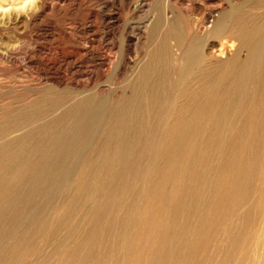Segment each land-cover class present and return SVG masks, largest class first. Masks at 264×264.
Listing matches in <instances>:
<instances>
[{"label":"bare ground","instance_id":"obj_1","mask_svg":"<svg viewBox=\"0 0 264 264\" xmlns=\"http://www.w3.org/2000/svg\"><path fill=\"white\" fill-rule=\"evenodd\" d=\"M28 1L0 0V27L23 23L45 8L46 0H35L27 12L19 11ZM98 1L102 16L119 23L124 19L117 11L132 0ZM168 2L170 12L158 20L160 56L171 68L172 86L187 84V90L176 92L165 112L167 103L160 99L144 105L141 100L142 116L150 119L132 118L147 129H164L151 135L145 128L108 129L109 138L103 144L97 139L100 145L54 195L51 208L45 180L38 228L26 226L22 249L12 247L9 264H264V0ZM148 6L150 0H136L130 9L137 13ZM129 21L122 54L104 55L102 66L133 80L146 64L142 54L158 22ZM88 27L94 31L93 24ZM83 40V48L94 41ZM82 70L75 69L76 77L89 83L90 70ZM129 111L125 106V121Z\"/></svg>","mask_w":264,"mask_h":264},{"label":"rangeland","instance_id":"obj_2","mask_svg":"<svg viewBox=\"0 0 264 264\" xmlns=\"http://www.w3.org/2000/svg\"><path fill=\"white\" fill-rule=\"evenodd\" d=\"M51 1L46 0L47 5L45 4V8L30 15L32 17H26L27 20H23V23L0 27V264H9L12 259L10 257L12 253L9 256V252H12L14 248L22 249L28 224L38 228L43 210L40 203L44 205V202H46L42 196L45 180L48 187L47 202L51 208L53 206L51 204H55L54 200H57L58 195L61 194L62 188L68 187L72 176H74L73 174L92 157L96 144H103V141L109 138L108 134L111 131L118 133V129L120 130L122 127L131 128L134 131L136 128H145L148 131L147 134L150 133L151 135L155 130L164 129H147V127L135 123L143 118H148L142 116L143 112L140 110L139 105L141 104L139 103L142 102L144 105L148 101H155V98L160 99L158 100L159 104L163 103L164 105L167 103L166 110L163 108V112H165L169 109L171 99L173 100L175 93L179 92L182 95L187 90V84L181 83V85L178 84L179 86H172L169 76L171 68L160 56L162 55L161 50L164 48V41L163 37L161 38L163 31L158 20L164 17L166 12H170L169 0H150V6L137 13L130 9L131 5L133 6L136 2V0H132L121 13L118 11L116 13L123 17L124 22L130 20V23L133 22L136 25L144 24L149 20H154V22L157 20L156 23L158 22L156 26L154 24L155 28L152 30V35L142 54V57L147 60L145 62L146 66L144 65L141 68L140 75L133 80L123 78L115 69L114 71L102 66L107 64L104 55L117 54V56H120L122 54L121 43L124 22L115 23L109 16L106 18L102 16L101 8L103 6L98 0H53V4V1ZM34 2L35 0H29L27 2L29 5L26 3L25 6L24 4L21 5L22 7L18 6V10L27 12L28 7L31 8ZM117 4H119L116 6L117 8L122 5L120 1ZM6 8L10 9V7ZM28 18L30 19L28 20ZM92 24L94 31L88 27ZM83 28L88 29V34H83ZM68 36L72 40H69ZM170 36L171 33L168 37ZM85 37L94 40L91 43L92 45H88L87 48L82 46L86 41L83 40ZM8 39L11 40V43ZM7 45L10 47L13 45V48L11 47L10 50ZM80 61L83 63H80ZM102 68L108 70L102 72L100 70ZM75 69L76 71L83 69V72H89L90 70L89 73L92 74L93 78L90 82L92 83H82V78L76 77L77 72ZM73 75L74 77H72ZM192 79H196L195 75ZM77 80H80V83ZM104 90L105 92H103ZM159 94H162L161 97ZM127 100H131L128 102L130 104L126 102ZM125 106L126 109L131 110L127 122L124 118ZM134 114L136 116L140 114L141 118L134 116ZM122 118L123 120H120ZM132 118L136 121L134 122ZM128 121L133 123L130 124ZM108 129H110V132ZM98 138H100L99 142L102 141L100 144L97 141ZM75 145L77 148H75ZM68 160L70 162L74 160V162L70 164ZM67 172L69 173L68 176ZM18 182H20V185ZM56 193H59L56 195L57 197L54 196Z\"/></svg>","mask_w":264,"mask_h":264}]
</instances>
